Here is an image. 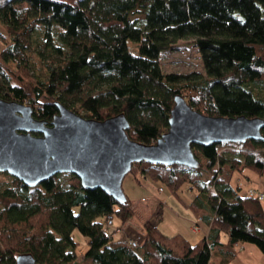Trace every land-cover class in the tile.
Listing matches in <instances>:
<instances>
[{
	"label": "trees",
	"instance_id": "16d2710c",
	"mask_svg": "<svg viewBox=\"0 0 264 264\" xmlns=\"http://www.w3.org/2000/svg\"><path fill=\"white\" fill-rule=\"evenodd\" d=\"M0 24L9 36L0 100L30 106L46 125L56 103L88 120L124 115L128 138L153 145L177 96L205 116L264 119V0H0ZM183 40L198 49L203 76L164 74L161 53ZM191 149L196 169L142 162L130 173L175 197L195 192L188 209L209 226L195 245L145 222L142 244L130 248L104 229L108 217L121 226L133 218L126 196L116 203L70 175L67 188L60 175L28 188L0 174L10 181L0 189V262L28 254L37 264H228L244 243L264 257V203L233 184L246 172L264 178V141Z\"/></svg>",
	"mask_w": 264,
	"mask_h": 264
},
{
	"label": "water",
	"instance_id": "95a60500",
	"mask_svg": "<svg viewBox=\"0 0 264 264\" xmlns=\"http://www.w3.org/2000/svg\"><path fill=\"white\" fill-rule=\"evenodd\" d=\"M56 108L58 114L46 125L33 118L30 106L0 100V174L28 188L66 174L77 178L84 190L102 191L122 203L126 200L122 183L134 164L196 169L199 163L192 145L264 141V119L205 116L180 96L174 99L167 133L153 145L128 138L124 115L95 121L58 103ZM14 264L37 263L23 254Z\"/></svg>",
	"mask_w": 264,
	"mask_h": 264
},
{
	"label": "rangeland",
	"instance_id": "374dc122",
	"mask_svg": "<svg viewBox=\"0 0 264 264\" xmlns=\"http://www.w3.org/2000/svg\"><path fill=\"white\" fill-rule=\"evenodd\" d=\"M8 42L9 36L0 24V51ZM159 64L164 74L177 73L185 75L197 73L200 76L204 75L200 54L192 43V40L178 41L170 49L163 51L160 55ZM8 177L0 176V189L8 185L10 182ZM68 179L69 175H60V182L63 188H67ZM142 179L140 175L135 177L131 173L124 178L122 191L130 201L134 216L123 226H121L119 221L113 219L114 224L106 228L107 232H115L113 238L116 241H122L131 236V238H134L133 241H137L141 245L145 236L143 224L149 219L151 223H154L158 227L161 234L166 237L179 236L190 242L191 245L198 243L204 237V234L200 229V231L192 230L193 225L189 222L192 213L188 209L195 196V192L188 187H183L178 192V198L172 196L165 189L159 187V185L153 184L148 180L143 181ZM203 179L207 180L208 177L204 175ZM137 180L138 183L139 181L141 182L140 185L137 183ZM233 184L239 185L242 188L241 196L247 194L248 190H255L259 195L264 194V178L254 176L250 172H246L244 175L237 174L234 177ZM161 202L163 203V207L158 204ZM145 216L147 218H144ZM196 220H193V222ZM139 232L143 236L139 235ZM76 238L81 244L77 249V253H84L87 250L85 242L78 234H76ZM234 252H236V256L228 264H264V257H262L259 251L260 256L257 253L251 255L247 251L240 252L238 249ZM217 261L214 258L212 264H218L216 263Z\"/></svg>",
	"mask_w": 264,
	"mask_h": 264
},
{
	"label": "crops",
	"instance_id": "0c3cea01",
	"mask_svg": "<svg viewBox=\"0 0 264 264\" xmlns=\"http://www.w3.org/2000/svg\"><path fill=\"white\" fill-rule=\"evenodd\" d=\"M249 179V178H248ZM143 181H147V180H145V179H142ZM139 185L141 184V182L139 181V183H138ZM151 196V195H150ZM194 198V197H193ZM143 199V198H142ZM154 199V198H153ZM159 202V201H158ZM159 204V206L161 205L162 207H163V203L161 202V203H158ZM157 204V205H158ZM144 218H147L146 216L144 217ZM147 220V219H146ZM193 220H195V217L191 214V218H190V223H191V225H192V223H193ZM146 222H151V220H147ZM114 224V223H113ZM201 226V227H200ZM203 228V229H202ZM199 229L201 230V232L204 234V237L203 238H206L207 237V235H208V229H209V226H207L204 222H202L201 221V223H200V225H199ZM199 230V231H200ZM139 235H141V236H143V234L141 233V232H139ZM202 238V239H203ZM134 238H131V236L129 237V238H127V239H125V240H122V241H119V242H125V241H130V240H133ZM224 239H227L226 237L224 238ZM235 248V250L236 249H238L240 252H244V251H247L249 254H258L259 256H260V254L258 253V249L254 246V245H251V244H246V243H244V244H238L236 247H234ZM258 250V251H257ZM260 252V251H259ZM262 255V254H261Z\"/></svg>",
	"mask_w": 264,
	"mask_h": 264
},
{
	"label": "built area",
	"instance_id": "2783aa9c",
	"mask_svg": "<svg viewBox=\"0 0 264 264\" xmlns=\"http://www.w3.org/2000/svg\"><path fill=\"white\" fill-rule=\"evenodd\" d=\"M247 194H243V196H241L242 198H256L258 199L260 202H263L264 201V194H260L259 193H256L255 190H248V192H246ZM201 219L198 218L195 222H193V226H192V230L193 231H198L199 230V225L201 223ZM113 225V218L112 217H108L107 220H106V224H105V228L106 229L107 227H111ZM126 246L130 247V248H138L139 243L137 241H133V240H130V241H127L125 242Z\"/></svg>",
	"mask_w": 264,
	"mask_h": 264
}]
</instances>
